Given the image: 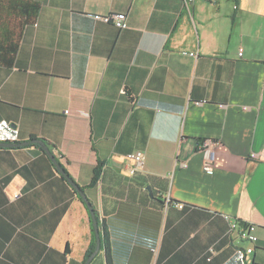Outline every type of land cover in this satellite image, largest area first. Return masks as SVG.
<instances>
[{"label":"crops","instance_id":"0c3cea01","mask_svg":"<svg viewBox=\"0 0 264 264\" xmlns=\"http://www.w3.org/2000/svg\"><path fill=\"white\" fill-rule=\"evenodd\" d=\"M32 138L94 209L88 264H264V0H0V142ZM93 240L41 148L0 147V264H83Z\"/></svg>","mask_w":264,"mask_h":264},{"label":"built area","instance_id":"2783aa9c","mask_svg":"<svg viewBox=\"0 0 264 264\" xmlns=\"http://www.w3.org/2000/svg\"><path fill=\"white\" fill-rule=\"evenodd\" d=\"M190 0H183L184 5L187 7V4ZM128 15L125 12H112L106 15H95L94 19L102 20L107 23L113 24L117 29L122 30L128 27L127 22ZM241 49L239 51V54ZM190 56H196L195 53L189 52L185 53ZM218 142L212 139H205L200 145V151L204 157V166L207 169H212L215 166L216 162V148ZM126 160L131 163L129 168V174L134 175L140 168L143 166L144 153L141 151H134L125 155ZM168 201V199H167ZM179 208H182V204H177ZM225 218L228 220L229 217L226 215ZM256 225L250 222H243L242 224L237 221H229V233L236 231L243 240L247 241L250 246L245 250V255H249L253 252V246L257 241V236L255 234Z\"/></svg>","mask_w":264,"mask_h":264},{"label":"water","instance_id":"95a60500","mask_svg":"<svg viewBox=\"0 0 264 264\" xmlns=\"http://www.w3.org/2000/svg\"><path fill=\"white\" fill-rule=\"evenodd\" d=\"M28 144H37L41 150L50 158L52 163L54 164L57 171L71 184V186L74 188L75 192L81 197L82 201L85 203L90 216L92 220L93 230H94V236H95V247L94 250L90 253V255L84 260L83 264H88L91 259L97 254L100 247V237H99V231H98V223L97 219L95 218V212L94 209L88 200L86 194L84 193V190L77 184L75 181L64 171L61 164L57 161L55 155L49 148V145L45 143L41 139L32 138L27 141H22L19 143L16 142H0V147H16V146H24Z\"/></svg>","mask_w":264,"mask_h":264},{"label":"trees","instance_id":"16d2710c","mask_svg":"<svg viewBox=\"0 0 264 264\" xmlns=\"http://www.w3.org/2000/svg\"><path fill=\"white\" fill-rule=\"evenodd\" d=\"M38 10V4L36 2H28L26 1L25 3H23V6H22V12L25 16L26 19H30V18H34V16L36 15V12ZM28 145H34V146H37V144H28ZM64 169V171L67 173L66 169L64 167H62ZM99 172H100V165H97L94 169V174H93V178H92V182L96 181L98 175H99ZM94 247H95V240L92 241L90 247L88 248L85 256H84V259H83V262L84 260L90 255V253L94 250Z\"/></svg>","mask_w":264,"mask_h":264}]
</instances>
